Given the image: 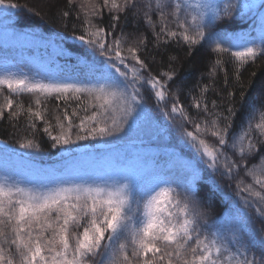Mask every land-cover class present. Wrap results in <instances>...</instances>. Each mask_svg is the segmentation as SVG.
<instances>
[{
	"label": "snow or ice",
	"instance_id": "snow-or-ice-1",
	"mask_svg": "<svg viewBox=\"0 0 264 264\" xmlns=\"http://www.w3.org/2000/svg\"><path fill=\"white\" fill-rule=\"evenodd\" d=\"M103 6L119 13L136 7V0H103ZM17 7L12 0H0V17H7L10 10ZM88 7L90 15H99L95 4ZM145 7L153 8L151 0ZM167 7L172 9L171 12H165ZM255 7L248 0L239 5L230 2L223 8L213 6L209 0H171L170 3L155 0L162 21L157 39L161 34L170 39L179 37L190 48L201 41L211 42L217 53H228L242 66L264 54V27L259 43L256 38L240 43L220 36L213 31L212 25L216 20L230 17L238 9L251 11ZM259 7L264 8V3ZM144 16L146 22L155 28L148 11ZM168 16L174 18L179 31L169 28ZM112 19L118 22L119 16ZM261 19L264 21V17ZM85 23L88 30L77 39L103 57L100 66L90 70L91 79L70 81L54 76L37 79L23 73L0 72V96L3 97L0 116L15 103L11 96L4 95L5 88L14 95L27 93L33 96L36 109L29 106L26 111L36 120L45 119L46 108L42 110L40 107L42 100L55 97L58 101H80L71 114L66 107L62 117L55 116V135L53 125L45 121L43 131L53 141L51 147L59 146L65 152L69 151L65 146L76 141L113 136L125 132V126L128 132L134 131L144 111L140 87L145 84L158 101H164L167 94V86L159 78L146 79L142 75V70L147 67L138 55L144 44L142 37L128 44L122 34L108 43L107 37L111 33H106L90 20ZM125 51L127 55L122 54ZM129 60L139 67L130 66ZM163 75L172 79L171 74ZM202 91L206 92L207 88ZM82 97L87 98L86 104ZM194 106L200 109L201 102L195 100ZM16 108V114L25 111L23 105L18 104ZM80 112L84 115L80 116ZM203 112H209L206 103ZM228 112L229 116L236 115L232 108ZM176 114L191 121L183 106L173 103L170 113L165 112V115L174 117ZM73 118H78L79 123H74ZM220 118L217 115L211 121H203V127L197 122L193 131L181 127L190 146L202 158H207L208 167L217 171L223 158V174L231 177L240 162L260 154L257 144L264 143V140L253 137L252 133L264 138V112L254 125L255 117L250 115L247 127L233 135L231 144L228 137L232 124L221 126ZM31 127L34 128L35 123ZM207 135L214 137L217 144H209L204 138ZM20 147L38 145L29 140ZM226 147L234 149L240 161L231 160L225 154ZM4 151L14 150L4 145ZM245 174L252 182L245 184L241 180L237 192L246 193L241 197L243 204L264 220V155H260L258 164L251 167L245 164ZM198 179L199 174L192 169L181 196L163 176H153L142 184L141 173L131 166L121 167L115 174L98 177L92 182L60 178L50 183H25L23 179L8 174L0 175V264H264V237L257 239L247 212L230 226L231 240L226 241L220 231L208 235L201 233L200 219L206 214L198 210L200 204L195 199L194 185ZM137 192L140 193L139 199L136 198ZM211 195V192L206 193L209 199ZM204 223L207 224L206 219ZM257 244L261 250L259 259L255 255L249 257L248 245ZM230 245H235V251Z\"/></svg>",
	"mask_w": 264,
	"mask_h": 264
},
{
	"label": "trees",
	"instance_id": "trees-1",
	"mask_svg": "<svg viewBox=\"0 0 264 264\" xmlns=\"http://www.w3.org/2000/svg\"><path fill=\"white\" fill-rule=\"evenodd\" d=\"M12 2L18 7L10 10V14L1 21L5 24L0 26V48L3 49V53H0V72L17 70V73H20L22 69H28L30 75L36 71H48L58 79L70 81L91 79L90 70L99 67L103 57L77 39L88 30L85 21L90 20L106 33H111L107 37L108 43L122 34L127 38L128 44L135 43L142 37L144 44L139 48L138 55L147 65L142 70V75L146 79L159 78L166 84L167 94L164 101H158L147 84L142 87L137 85L143 97L144 111L134 131L128 132L125 126V132L113 136L76 141L65 146L69 149L65 152L59 146L51 147L53 141L43 131L45 121L53 125L52 131L55 135V116L62 117L66 107L71 114L80 101H58L55 97L42 100L40 107L42 110L46 108L43 113L45 119L36 120L26 111L29 106L36 109L33 96L27 93L14 95L5 88L4 95L11 96L15 103L12 109H5L0 116V148L7 145L29 162L46 167L62 166L68 159L80 155L84 150L104 153V149L112 148L158 150V154L153 157L157 168L167 166L171 161L179 162L180 158H186L201 172L195 196L200 204L198 210L206 214L200 219L201 233L208 235L220 231L226 241L231 240L230 226L243 218V212H247L251 219L250 227L256 231L257 239L264 237V232H261V229H264V220L259 218L253 209L245 207L241 197L246 196V193L237 192L238 182L241 180L245 184L252 182L245 174V164L251 167L260 162V155H264V143L257 144L260 149L259 155L240 162L239 168L234 169L232 176L229 177L223 174V158L219 162L218 170L213 171L208 167L207 158H202L183 135V128L193 131L195 123L200 122L203 127V121H211L219 115L221 126L229 122L232 124L228 137L231 144L233 135H238L242 128L247 127L250 115L255 117L253 125L258 122L260 113L264 112V54L258 55L254 62L249 61L241 66L228 53H217L214 50L215 45L211 42L201 41L190 48L179 37L170 39L161 34L157 39L162 21L159 11L155 8V0H151L153 4L151 10L145 7L149 0H136V7H129L119 13L104 7L103 0H72L71 4L69 0H12ZM165 2L170 3L171 0ZM211 2L213 6L223 8L230 2L239 5L243 0ZM248 2L254 3L256 7L251 11L238 9L230 17L214 21L213 31L240 43L250 38H256V42L259 43V35L264 27V21L261 19L264 17V8L259 5L264 3V0ZM82 4L85 5L83 8ZM89 4L96 5L99 15L89 14ZM164 10L169 13L172 9L167 7ZM146 11L152 17L155 28L146 22L144 16ZM65 12L68 13L67 16L64 15ZM115 15L119 16L118 22L112 19ZM181 15L183 16V13ZM173 20L172 16H168L169 28L179 31ZM113 24L116 25L115 28L112 27ZM122 54L127 55V52ZM218 60L219 64L216 63ZM127 62L130 66L139 67L134 61ZM34 64H39L41 69H36ZM165 73L171 74L172 79H167V76L163 75ZM204 88H207L206 92L202 91ZM82 100L87 103L86 97H82ZM195 100L201 102L200 109L194 106ZM2 102L3 97L0 96V103ZM173 103L183 106L185 114L191 117V121L183 120L179 114L174 117L166 116L165 112L170 113ZM205 103L209 109L208 113L203 112ZM18 104L23 105L25 111L16 114ZM229 108L236 112L235 116H229ZM82 115L84 113L80 112V116ZM224 117L228 119L225 120ZM73 121L79 123L78 118H73ZM32 123H35L34 128L31 127ZM252 136L264 140L255 132ZM204 138L209 144H217L215 138L210 135ZM29 140L38 147H20ZM224 151L231 160L240 161V157L231 147H226ZM176 173L174 172L173 178L169 177L172 186L177 183ZM178 192L181 196L184 195L181 187ZM209 192L212 193L210 199L206 196ZM204 219L207 220V224L204 223ZM230 247L235 251V245ZM248 249L249 257L255 255L259 259L261 250L258 244L248 245Z\"/></svg>",
	"mask_w": 264,
	"mask_h": 264
},
{
	"label": "rangeland",
	"instance_id": "rangeland-1",
	"mask_svg": "<svg viewBox=\"0 0 264 264\" xmlns=\"http://www.w3.org/2000/svg\"><path fill=\"white\" fill-rule=\"evenodd\" d=\"M211 1L209 2L212 4ZM5 17H0V26L5 22H1ZM0 48V53H3ZM39 65V64H38ZM34 64V67L41 69V66ZM23 74L37 79H45L52 76L48 71H36L33 75L28 73V69H22ZM15 73L18 71L15 70ZM20 72V73H22ZM104 153H94L93 151L84 150L80 155L68 159L62 166H39L24 159L13 151H4V146L0 148V175L8 174L13 178H20L27 183H50L60 178L71 179L77 182L83 180L92 182L98 177H107L115 174L121 167L131 166L133 170L141 173V183L144 184L153 176H163L169 179L176 173V182L174 188L184 190L185 184L191 177L192 169H195L201 177V172L186 158H180L179 162L171 161L169 165L157 168L154 164L153 157L158 154V150L146 148H130L127 149H104ZM153 162V163H152ZM170 177V178H169ZM174 179V180H175ZM196 181L194 187L197 189ZM170 182V181H169ZM177 184V185H176ZM136 198H140V193H136Z\"/></svg>",
	"mask_w": 264,
	"mask_h": 264
}]
</instances>
